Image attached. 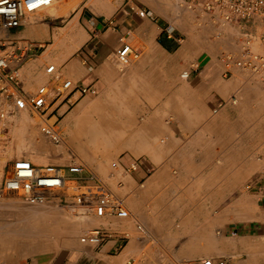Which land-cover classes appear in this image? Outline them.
I'll return each mask as SVG.
<instances>
[{
  "label": "crops",
  "instance_id": "obj_1",
  "mask_svg": "<svg viewBox=\"0 0 264 264\" xmlns=\"http://www.w3.org/2000/svg\"><path fill=\"white\" fill-rule=\"evenodd\" d=\"M90 4L105 13L78 12L69 19L73 8L60 16L67 23L59 32L48 27L40 35L25 26L12 38L54 37L39 54L33 53L35 46L19 71L32 89L55 76L72 79L77 88L69 101L77 105L85 96L78 87L100 95L115 92L108 110L99 108L95 120L85 124V139L93 137L89 149L93 146L98 155H84L88 170L124 198L130 214L101 219L99 225L113 228L116 236L99 249L77 247L27 264H196L233 251L226 240L235 229L238 249L246 254L247 243L264 236L262 80L240 68L226 75L218 57L197 58L192 47L188 53L174 27L156 20L151 10L149 16L139 15L135 2H127L125 9L117 8L121 1ZM70 31L75 38L55 45ZM122 37L136 45L131 44L140 56H131L123 73L114 58ZM50 62L57 65L55 76L44 71ZM189 64L191 74L184 77L182 66ZM66 105H59L58 112ZM85 106L78 107V116L87 115ZM58 155L35 162L70 165L68 154ZM111 159L118 165L113 167V161L112 171ZM134 163L137 168L131 167Z\"/></svg>",
  "mask_w": 264,
  "mask_h": 264
},
{
  "label": "built area",
  "instance_id": "obj_2",
  "mask_svg": "<svg viewBox=\"0 0 264 264\" xmlns=\"http://www.w3.org/2000/svg\"><path fill=\"white\" fill-rule=\"evenodd\" d=\"M61 0H0V130L7 129L13 116L24 114L35 119L42 134L53 143H61L63 136L57 120L52 118L57 106L70 102L71 93L77 88L72 79H65L56 86L43 83L34 92L26 91L22 86L19 71L30 57L35 45L28 41L12 38V32L26 22L29 14L40 11ZM186 5L198 9L201 13L211 15L222 23L235 22L241 26L242 38L237 52L226 51L219 59L225 67V74L230 75L234 68H240L258 77L264 84V0H185ZM30 4L37 7L30 8ZM138 14L149 16L151 11L145 7H137ZM261 31V50L254 45L253 33ZM123 64L131 61V56L137 57L130 43L124 42L117 51ZM57 70L55 63L50 64L46 71ZM190 70L182 75L188 77ZM81 95L94 94L96 90L78 87ZM233 97L231 100H235ZM58 102V105L53 106ZM220 105H223L220 104ZM117 167V161L112 163ZM0 183V194L20 197L29 204H43L49 200L60 204L73 203L89 209L98 218L127 217L123 197L114 193L99 175L88 170L81 162L62 166L57 164H38L24 157L9 159ZM137 168L138 163L131 164ZM69 172L70 174H68ZM140 232L145 233L142 225H137ZM128 232L125 231V237ZM116 232L111 227L98 225L84 231L80 242L99 249L108 239L115 238ZM232 256L217 259L206 258L196 264H234ZM131 264V261L128 262ZM243 264H252L245 262Z\"/></svg>",
  "mask_w": 264,
  "mask_h": 264
},
{
  "label": "rangeland",
  "instance_id": "obj_3",
  "mask_svg": "<svg viewBox=\"0 0 264 264\" xmlns=\"http://www.w3.org/2000/svg\"><path fill=\"white\" fill-rule=\"evenodd\" d=\"M71 1V3H70ZM91 0H62L54 3L51 6L45 7L40 11L35 13H31L30 15L34 17L36 23L31 26L28 20H26L25 24L22 27H29L33 29L35 33L40 35L44 34L48 27H51V30H55L59 32L62 30L67 21H64V18L60 17L63 14L69 13L73 8L74 11L70 13L69 19L78 12L83 13L85 15L87 12L91 14V16H96L105 13L99 12V10L90 4ZM121 1V5L117 6L119 9H125L128 6L127 2L130 1L131 4L134 2L137 3L141 7H145L148 10L153 12L156 20L164 22L167 26L171 25L174 27L177 32V36L180 38L181 43L187 47L188 53L189 49L192 47V51L196 53L197 58L202 57H220L226 51L237 52L240 49V41L242 38L241 26L235 22L230 23H222L221 21L213 19L211 15H207L201 13L198 9L189 7L186 5L185 0H114ZM176 4V6H175ZM61 5V6H60ZM174 5V6H173ZM60 6V8H59ZM116 8V9H117ZM55 9H63L65 12L58 17H52L49 13L50 10ZM27 19V18H26ZM84 20V16H83ZM17 30V29H16ZM14 30V31H16ZM231 35H230V34ZM233 33V34H232ZM260 34L261 31L257 30L253 33L254 37V45L257 50H261L260 45ZM13 35H11L12 37ZM234 38V39H233ZM22 41H28L33 43L36 46L35 51L33 53L39 54L41 51L49 49L54 41V37L48 38L47 40H35L30 37H24L21 39ZM124 42L132 44L134 47L136 46L131 40H127L124 37L120 40V46L123 45ZM58 43H55V45ZM78 43L72 45L70 47H77ZM59 46V45H58ZM69 48L68 46L62 48L65 50ZM57 52L62 50H58L55 48ZM80 48L75 49V55L80 53ZM118 51V50H117ZM33 57V56H31ZM134 57V56H133ZM140 57V56H139ZM139 57H134V60H137ZM116 62L118 64V70L120 72H125L126 68L131 64H123L119 57L118 53L115 54ZM54 62H50L45 66V73L48 76L57 75V70L53 73H48L46 68L48 65ZM195 63V62H194ZM23 67V66H22ZM21 67V68H22ZM191 68L189 65L182 66V72L185 70H189ZM22 80V78H21ZM65 78L56 77L52 82L48 84L52 86H56L64 81ZM41 82L36 88L32 89L29 84H25L22 81V86L26 91L34 92L40 85ZM83 101L80 105H77L78 101L68 102L69 106L66 105L64 108L65 111L58 112L59 106L58 102L53 106H56L57 111L55 112L54 118L52 121L57 120V124L60 128V131L64 133L67 117L71 116L73 113L78 110V107L82 104H86L85 108L88 111L87 115L82 114L84 124H88L95 120L94 112L102 108L107 111L109 107V101L111 97L115 98V92L109 91L106 94H87L83 96ZM64 103H67L64 102ZM63 103V104H64ZM84 112V111H83ZM86 113V112H85ZM20 116V115H19ZM65 119V122H64ZM12 122L10 126L5 130H0V134L4 132L6 137V145H12L13 150L9 156L7 155V151L2 154V161H0V183L3 177V173L5 171V164L9 160L10 157H24L35 162L36 157L47 156V155H58L52 152H44L38 153V149L33 145L37 140L48 141L46 136L42 134L39 129L36 121H39V118L31 119L28 117H18L13 116L11 118ZM64 122V123H63ZM21 134V135H20ZM39 136V137H38ZM14 137L18 138L22 144V146H18V142L14 141ZM11 140V141H10ZM28 144V145H25ZM49 146L56 148L59 147V144L46 142ZM5 145V146H6ZM60 148V147H59ZM91 152H93V146H90ZM38 154V155H35ZM71 157L70 164L74 162L81 163L83 162L86 166L89 163V159L86 155L80 154V156L72 155L66 153ZM34 155V156H33ZM98 155V153L94 154ZM59 156V155H58ZM61 156V155H60ZM82 156V157H81ZM74 160V161H73ZM82 160V161H81ZM114 160L111 159L109 163V170L112 171L111 163ZM36 163V162H35ZM38 164H57L66 166V163L63 161L59 162H41ZM67 167V166H66ZM109 171V172H110ZM70 174L69 172H67ZM89 209H85L80 205H75L73 203H63L60 204L56 201L49 200L43 204H29L23 201L20 197L0 194V242L7 245L5 250L0 251V264H27L32 259L37 257H51L61 252H65L68 250H72L77 247H88L93 248L87 245H84L80 242V235L93 227L99 225L101 218L96 217L92 213L88 212ZM36 219L41 223H47L50 226V229L61 230L64 232L63 236L60 238L49 237V240H37L35 242V246L32 248L29 245H25V242H16L13 237V228L18 221L21 219ZM25 220V219H24ZM27 220V219H26ZM226 242L229 244L231 252L226 253L227 256H232L234 264H243L245 262H251L252 264H264V236L260 238V241H251L247 243V249L249 252L246 254L239 250V240L237 238V230L231 231L227 234ZM44 238V236H41ZM3 241H1V239ZM7 239V240H5ZM9 239V241H8ZM11 241V242H10ZM7 242V243H6ZM15 243V244H14ZM17 243V244H16ZM10 245V247H9ZM24 245V246H23ZM22 247V248H21ZM18 248V249H17ZM19 250V251H18ZM9 254V255H8ZM253 254H259V256L254 257Z\"/></svg>",
  "mask_w": 264,
  "mask_h": 264
},
{
  "label": "bare ground",
  "instance_id": "obj_4",
  "mask_svg": "<svg viewBox=\"0 0 264 264\" xmlns=\"http://www.w3.org/2000/svg\"><path fill=\"white\" fill-rule=\"evenodd\" d=\"M70 3H71V1H70ZM175 6H176V4H175ZM64 12H65V10H63V9H59V10L55 9V10H50L48 14H50L52 17H58L61 14H63ZM26 20H28V22H29V24H31V26H33L36 23L34 17L31 16L30 14L27 16ZM65 37L66 38L67 37L75 38L74 31L64 33L60 38H58V43L56 45H59L62 41H64ZM20 117L23 118L25 116H24V114H22V115H20ZM52 119H55V118L53 117ZM60 134L63 136L62 142L60 144L58 143L60 148L59 147L53 148V147L49 146L48 144H46V142L53 144V142L49 141L48 139H47L48 141H46V142L45 141L40 142L41 140H39V141L37 140L36 142L33 143V145L30 144L29 146H34L36 149H38V153H44V152H52V153H56V154L70 153L72 155L74 154L77 156H80V153H81V154H87V156H89L90 159H91V156H93L92 154H95L94 150L92 153H90L91 150L89 149L88 144L93 142L92 141L93 137L91 136L90 137L91 140L88 139V141L85 139V134L87 135V130L85 129V124L83 122L82 116H78V110H76V112L73 113L69 117V119L66 121L64 133H62L60 131ZM14 139H15L14 141L18 142V146H22V144L24 143V142L21 143L20 141H22V140H19L16 137H14ZM6 143H7L6 137H5L4 132H3L0 134V161H2L3 152L7 151L6 156H9V154H11V152L14 148V147H12V145L7 146ZM25 145H28V144H25ZM35 155H38V154H35ZM24 219H21L14 226H12V228H13L12 234H13V237L15 238L16 242L17 241L18 242L21 241L22 243L25 242L24 243L25 245H29L30 247L33 248L35 246V242H37V240H39V239H46V238L49 239V237H53V238L57 239V238L62 237L64 234V232L61 230H54L53 228L50 229V226L47 223H44V222L41 223L40 221H38L36 219H32V218L31 219L24 218ZM41 236H44V238H42ZM3 239L4 238H2L1 241H3ZM5 240H7V239H5ZM8 241H9V239H8ZM5 247H7V245H5L3 242L2 243L0 242V251L5 250ZM9 247H10V245H9ZM212 259H214V258H212Z\"/></svg>",
  "mask_w": 264,
  "mask_h": 264
},
{
  "label": "snow or ice",
  "instance_id": "obj_5",
  "mask_svg": "<svg viewBox=\"0 0 264 264\" xmlns=\"http://www.w3.org/2000/svg\"><path fill=\"white\" fill-rule=\"evenodd\" d=\"M29 7L34 8V7H37V5L36 4H30ZM0 11H3V9H0Z\"/></svg>",
  "mask_w": 264,
  "mask_h": 264
}]
</instances>
